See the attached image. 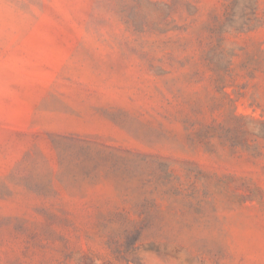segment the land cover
<instances>
[{
  "label": "rangeland",
  "instance_id": "1",
  "mask_svg": "<svg viewBox=\"0 0 264 264\" xmlns=\"http://www.w3.org/2000/svg\"><path fill=\"white\" fill-rule=\"evenodd\" d=\"M0 264H264V0H0Z\"/></svg>",
  "mask_w": 264,
  "mask_h": 264
}]
</instances>
